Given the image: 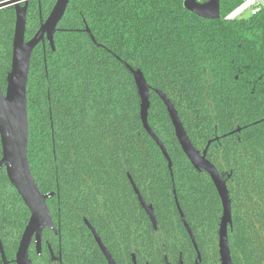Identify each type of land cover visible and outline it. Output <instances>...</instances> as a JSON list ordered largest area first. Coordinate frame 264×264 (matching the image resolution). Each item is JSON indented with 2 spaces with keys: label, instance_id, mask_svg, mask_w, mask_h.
Returning <instances> with one entry per match:
<instances>
[{
  "label": "trees",
  "instance_id": "16d2710c",
  "mask_svg": "<svg viewBox=\"0 0 264 264\" xmlns=\"http://www.w3.org/2000/svg\"><path fill=\"white\" fill-rule=\"evenodd\" d=\"M186 1L71 0L56 52L40 47L32 56L28 158L41 193H54L47 205L57 233L47 230L45 237L67 264H106L89 226L117 264L133 258L195 264L177 205L199 264H221L218 192L183 153L153 91L148 122L167 149L169 168L143 127L141 99L124 63L174 104L196 150L210 143L207 159L232 202V263L264 264V13L225 21L241 0H219L220 18L204 19ZM2 41L8 44V37ZM0 218L19 237L29 218L6 176L0 177Z\"/></svg>",
  "mask_w": 264,
  "mask_h": 264
},
{
  "label": "water",
  "instance_id": "95a60500",
  "mask_svg": "<svg viewBox=\"0 0 264 264\" xmlns=\"http://www.w3.org/2000/svg\"><path fill=\"white\" fill-rule=\"evenodd\" d=\"M70 1L71 0H58L47 21L28 43L25 42L26 9L17 13L13 42L12 67L7 76L5 93L0 86V138L3 149L0 169L3 167L6 168L8 179L21 196L31 214L17 252V264H32L28 257V251L33 237L35 236L38 250L40 251L43 230L46 227L53 228L51 214L47 206V199L53 196V193L50 195H43L41 193L30 169L28 158L29 121L27 109V86L31 57L34 49L44 39L45 35H47V38L54 49V34L57 30V25L66 13ZM184 7L188 11L204 19H219L221 16L219 0H208L204 3L187 0L184 3ZM87 32L90 34L94 43H96L88 29ZM124 65L132 73L138 89L141 99V120L143 127L158 145L163 155L168 160L169 167H171V159L164 144L155 135L148 122L151 87L141 71L134 70L127 63H124ZM156 93L167 109L182 151L195 169L200 171L203 170L210 176L218 192L223 209L219 230V252L221 264H233L228 238V229L232 227V202L226 181L220 176L217 168L206 159L210 143L203 154L196 150L182 124L174 104L161 91L156 90ZM140 200L149 215L151 222L156 226V218L153 209L146 206L141 197ZM180 213L184 225L194 242L195 249L198 252L187 221L181 211ZM91 230L109 264H115L97 233L94 229L91 228Z\"/></svg>",
  "mask_w": 264,
  "mask_h": 264
},
{
  "label": "flooded vegetation",
  "instance_id": "af4514ba",
  "mask_svg": "<svg viewBox=\"0 0 264 264\" xmlns=\"http://www.w3.org/2000/svg\"><path fill=\"white\" fill-rule=\"evenodd\" d=\"M57 1L58 0H0V83H1L0 86H1L4 93L6 92L7 76L9 74V72L11 71V67H12L13 42H14V35H15V28H16V21H17V13L22 12L23 9H26L25 42L28 43L30 40H32L34 38V36L40 30L41 26L47 21V19L49 18L50 14L52 13V11H53L56 3H57ZM44 10L48 11V12L46 11L47 12L46 15H44V12H43ZM61 21L57 25V30L54 34V38H53L54 39V49L52 48V46H51V44L47 38V35H45L44 39L34 49L32 56H33L34 52L37 49H39L40 47H42V48L46 47V48H49L52 52H56V36L62 30L59 26ZM3 34H4V36L8 37V44H6V45L3 44V41H2V38L4 39V36H2ZM10 39H11V41H9ZM31 61H32V57H31ZM5 71H7V73H6V76L4 79V76L2 73ZM4 82H5V85H4ZM153 91L156 93V90L151 87V93ZM199 152L201 154H203L204 151L203 152L199 151ZM2 157H3V149H2L1 138H0V161H1ZM206 159H207V154H206ZM168 164H169V162H168ZM169 168L172 169V162H171V167H169ZM197 171H200V170H197ZM201 171H203V170H201ZM3 176H6V178L8 179L5 167L0 169V177H3ZM8 181L11 184L9 179H8ZM12 187L14 188L13 185H12ZM14 190L16 191L18 197L22 200V198L18 194L17 190L15 188H14ZM135 193H137L138 199L141 203L140 195H139V192L136 188H135ZM50 194H52V193H50ZM53 196H54V193H53ZM53 196L49 197L47 199V202ZM23 203H24V201H23ZM24 205H25V203H24ZM141 205H142V203H141ZM25 207L27 208L26 205H25ZM177 208H178V212H179L181 221L184 225V222L182 220L181 213H180V211L182 212V210L179 207V205H177ZM28 211H29V209H28ZM182 214H183V212H182ZM30 216H31V214L29 211L28 221H27L26 225L24 226L23 232H22L20 237H19L20 233L18 234V230L14 231L12 225L8 224V222L6 220H3L0 218V264H17L16 263L17 252H18L19 245H20L23 233L25 231V228L28 225V222L30 220ZM51 218H52V216H51ZM52 223H53V228L46 227L42 232L40 251L38 250V246L36 243L37 241H36L35 236L33 237L32 241H31V244L29 246V251H28V257H29V260L32 262V264H39V263L44 264L45 262H47V264H67V260L63 254L62 249L59 247L54 248L52 246V243L47 241V239L45 237V233L47 230L52 231L54 233H57V228L54 224L53 218H52ZM156 225H157V223H156ZM184 227H185V225H184ZM91 228L92 227L89 226V229H90V231H91V233L95 239V236H94ZM185 229H186V227H185ZM186 231H187V229H186ZM190 231H191V228H190ZM187 233H188V231H187ZM191 233H192V231H191ZM14 235H16V239L13 241L12 238L14 237ZM188 235H189V233H188ZM189 237H190V235H189ZM193 238H194V235H193ZM190 239H191V237H190ZM194 240H195V238H194ZM15 241L18 242L16 249H15V244L17 242H15ZM191 241H192L194 249H195L194 242L192 239H191ZM95 242H96V245H97V247H98V249L102 255L104 262L106 264H109L106 257L104 256L101 248L99 247L96 239H95ZM195 244H196V242H195ZM196 246H197V244H196ZM104 247L107 250L105 245H104ZM197 249H198V247H197ZM195 251H196V255H197V260L195 261V264H199L201 262V254L199 252V249H198V252L196 249H195ZM107 252L109 253L108 250H107ZM198 254H200V255H198ZM110 256H111L112 260L115 262V264H117L115 259L112 257L111 254H110ZM132 256L134 257V252H133ZM132 263L136 264L135 258L132 259Z\"/></svg>",
  "mask_w": 264,
  "mask_h": 264
},
{
  "label": "built area",
  "instance_id": "2783aa9c",
  "mask_svg": "<svg viewBox=\"0 0 264 264\" xmlns=\"http://www.w3.org/2000/svg\"><path fill=\"white\" fill-rule=\"evenodd\" d=\"M264 13V0H241L240 4L225 17V21H236Z\"/></svg>",
  "mask_w": 264,
  "mask_h": 264
}]
</instances>
